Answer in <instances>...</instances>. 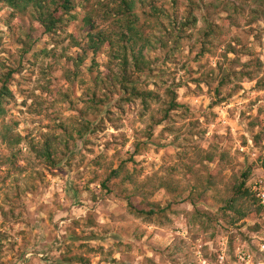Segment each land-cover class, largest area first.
Instances as JSON below:
<instances>
[{
    "label": "rangeland",
    "instance_id": "rangeland-1",
    "mask_svg": "<svg viewBox=\"0 0 264 264\" xmlns=\"http://www.w3.org/2000/svg\"><path fill=\"white\" fill-rule=\"evenodd\" d=\"M194 1L198 22L179 50L148 51L151 70L132 73L161 100L146 109L113 92L84 115L93 125L77 139L83 101L110 69L102 48L76 79V37L86 43L88 15L96 28L114 29L112 1L58 11L66 25L55 36L0 2V73L15 70L0 119V264H264L255 242L263 214L235 221L222 209L243 173H264V0ZM179 6L185 14L187 1ZM206 16L219 33L202 54ZM171 90L181 106L163 118ZM7 129L19 144L2 139ZM47 140L57 147L54 164L37 153ZM123 162L111 191L103 188ZM127 173L149 191L133 205L154 214L130 210ZM163 180L169 187L156 188Z\"/></svg>",
    "mask_w": 264,
    "mask_h": 264
},
{
    "label": "trees",
    "instance_id": "trees-1",
    "mask_svg": "<svg viewBox=\"0 0 264 264\" xmlns=\"http://www.w3.org/2000/svg\"><path fill=\"white\" fill-rule=\"evenodd\" d=\"M76 1L0 0V2H4L13 8L15 12L29 13L35 21L41 24L45 33L54 36L62 32L66 25V20L63 16L58 15V11L62 10L64 13L69 14L74 9ZM111 1L116 14L114 15L116 19H114L113 23L115 28L109 30L98 29L91 24L92 17L88 15L85 22L90 26V31L86 34V43L81 45V41L76 37V47H80L82 50V53L74 59L76 62V79L80 75L79 70L83 62L91 55L93 56L92 61L96 65L95 56L102 48H106L108 51L110 69V74L106 76L97 75L94 80V88L83 101L86 105L80 110L82 120L79 121L82 127H76V139L82 137L86 130L88 131L93 125L84 115L98 112L100 106L107 102L109 95L113 92L121 93L125 101L140 99L146 109L149 108L152 101H160V95L140 87L141 81L133 77L132 73L151 70L150 66L153 62L147 55L148 51L155 49L165 50L169 47L173 50H179L182 38L187 30L196 26L198 22V17L194 14V7H198V4L194 0H186L188 7L185 14L179 8L180 0H163L162 3L155 0ZM254 12L258 13L259 10L255 9ZM262 12L264 13V9ZM205 18L207 27L203 30L202 54L209 50L212 38L219 33L214 27L212 20H209L207 16ZM164 37H168L169 40H165ZM14 73V69L0 73V119L7 112V104L14 99L13 91L10 88V80ZM107 88H110V90L106 91ZM170 94V102L167 107L163 108V118L169 116L171 111L181 106L177 101L175 91L171 90ZM2 139L8 142L9 145L21 142V137L19 135L14 137V135L10 134L9 129L2 133ZM37 153L50 164H54V155L57 153V147L47 140L44 143L43 150L39 151L37 149ZM214 158V155L208 156L209 160ZM124 163H121L118 168L110 172V175L102 182L103 188L111 191L107 183L112 178L122 175ZM262 167L264 170V158ZM250 175L248 172L243 173L241 180L228 189V195L223 199V213L226 215L234 214L236 216L235 221L245 219L252 212L256 214L263 213V207L249 185ZM124 178H128L133 184L132 191L124 190L129 201L130 210L138 216L154 214L153 209L146 211L133 205L132 198L136 196L143 195V200H146L149 192L145 188L146 183L136 182L128 173ZM168 184V181L163 180L156 188H168ZM207 184V188L215 185L214 182ZM160 211L162 210L160 209Z\"/></svg>",
    "mask_w": 264,
    "mask_h": 264
},
{
    "label": "built area",
    "instance_id": "built-area-1",
    "mask_svg": "<svg viewBox=\"0 0 264 264\" xmlns=\"http://www.w3.org/2000/svg\"><path fill=\"white\" fill-rule=\"evenodd\" d=\"M251 147H253L252 141L250 140ZM242 150V147H241ZM249 185L252 192L255 194L256 198L259 200L260 204L263 207V217H264V173L260 175L252 176ZM256 245L258 246L259 251L264 255V229L262 232L255 234ZM221 261L224 260V255L219 256ZM244 259V258H242Z\"/></svg>",
    "mask_w": 264,
    "mask_h": 264
}]
</instances>
